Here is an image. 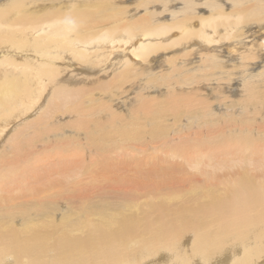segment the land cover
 Segmentation results:
<instances>
[{
	"label": "bare ground",
	"instance_id": "6f19581e",
	"mask_svg": "<svg viewBox=\"0 0 264 264\" xmlns=\"http://www.w3.org/2000/svg\"><path fill=\"white\" fill-rule=\"evenodd\" d=\"M124 1L0 0V200L183 131L199 178L142 206L7 198L0 264H264V0Z\"/></svg>",
	"mask_w": 264,
	"mask_h": 264
},
{
	"label": "rangeland",
	"instance_id": "374dc122",
	"mask_svg": "<svg viewBox=\"0 0 264 264\" xmlns=\"http://www.w3.org/2000/svg\"><path fill=\"white\" fill-rule=\"evenodd\" d=\"M124 2L125 4H129L131 1L125 0ZM130 5H132V3H130ZM136 104L138 103H135V105ZM184 132L185 131L181 133L175 132L176 135L173 134L172 139L169 140L170 142L168 141L170 145L174 146L175 144V147H176L175 151H170V150H166L162 148L161 149L157 148V151L148 149L147 151H143L144 154H146L144 156L136 152L133 156L132 154L134 152L127 151V149L126 150L124 149L125 154L124 153L122 154L121 151L119 152L116 151L117 153L114 152L112 155L113 157L111 158H115L116 159L115 161L117 162H113L114 164L111 163V165L109 163L107 164V166L109 165L111 169H107V168L104 169L103 166L106 165V163L101 164V166L96 163L97 164L96 168L93 167L91 168L92 170H89L90 168L84 170L86 176L83 175V177L81 176L80 179H76L77 181L79 180L78 181L79 184L78 182L74 181L72 182L74 185L70 183L68 185H63L62 187L60 185H55L54 188L41 187L40 190L32 191V192L30 191V189L21 190V189L12 188L10 189L9 192L1 191V193L3 194V198L2 200H0V204L5 203V200L7 198H9L11 202H13L14 200L12 196L15 197L16 200H20V199L30 200L36 197L45 198L49 196L51 197V199H54L56 203L60 205L61 209L63 210L66 209L67 207L68 209H77V208L85 207L86 205H89L90 198L98 200L99 199L98 195L101 191L102 194L105 193L108 195H114V194L119 195L120 193V195L123 197H124L123 194H126L125 196H127L128 194L127 198L126 197L125 198L129 200V204L139 203L141 205L138 204V206H142V204H144L145 202L144 201L145 199H147L146 201H148V199L150 198H153V197L159 198L162 195H166L165 197H168L171 195L170 193L173 191H176V190L183 191L185 189H189L191 186V182L195 181L196 178H199L198 175L194 172V170H191L192 164L189 163V161L191 159H195V157L198 158V156L202 155L203 153L207 154L209 153V151H207L206 149H201V151L203 150V153L198 154L199 149L197 150V148L199 147L198 146L199 143L197 142L196 138H193L192 137L193 135L188 136V133L185 132L187 133V136H186ZM181 138H183L184 140H182ZM157 144L159 145L158 142ZM145 145L140 146V147H145ZM214 151H216V149ZM214 151L212 150V152ZM118 154L120 155V157L121 156H124V157L120 158ZM206 154H204V156ZM42 155H41L42 158H39V160H37L38 162H43L42 160L46 158L45 156H42ZM51 155L53 154L50 153V157ZM116 155H118V157ZM129 155L132 158L134 157V159H131ZM155 156L157 157L154 158ZM204 156H203V159L205 160ZM136 158L140 159L141 161L145 159V163H144V160L141 162L140 160ZM152 158L157 159V161L155 160L153 162ZM121 160L123 161L122 163H121ZM135 160L137 162H135ZM198 161L201 163L203 162L200 159H198ZM140 164L142 165L140 166ZM98 166H100V168ZM100 171H101V175H100ZM87 173H89L90 175H88ZM193 175H196V176H193ZM60 178H61V175L57 173L55 175H52L49 179L53 181H57V180H60ZM46 179L48 180V178ZM42 183H44V181ZM68 190L75 191V192L70 193L67 196V194L69 193ZM58 191L61 193H58ZM54 216L56 217V221H59L61 218L58 212H55ZM92 216L93 215H89V217H92ZM186 235L188 236V239L185 240V245H188L189 240H190L189 239L190 235L189 234H186ZM165 262H166V256L164 254H157V256L144 259L142 261V264H165Z\"/></svg>",
	"mask_w": 264,
	"mask_h": 264
}]
</instances>
